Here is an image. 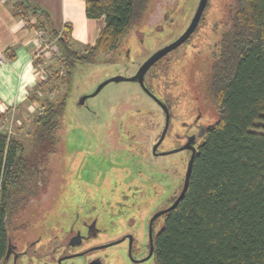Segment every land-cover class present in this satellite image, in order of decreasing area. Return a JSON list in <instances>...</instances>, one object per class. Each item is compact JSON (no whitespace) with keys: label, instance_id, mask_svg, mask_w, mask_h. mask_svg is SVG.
Returning a JSON list of instances; mask_svg holds the SVG:
<instances>
[{"label":"rangeland","instance_id":"374dc122","mask_svg":"<svg viewBox=\"0 0 264 264\" xmlns=\"http://www.w3.org/2000/svg\"><path fill=\"white\" fill-rule=\"evenodd\" d=\"M199 2L148 0L145 13L118 48L100 54L94 63H78L71 77L56 53L44 58L47 79L42 81H50L46 98L56 103L66 98L52 135H38L35 121L46 109L40 102L27 103L13 109L10 117H1L0 129L20 141L38 176L34 195L10 217L11 241L17 253L24 251L20 263L29 260L26 250L36 249L43 256H32L34 264H56L53 255L55 259L61 256L71 236L80 234L81 242L68 249L75 256L66 264H155L154 258L134 262L128 241H117L134 233L141 247L138 256L148 252L149 221L178 197L191 152L153 154L166 124L165 112L138 82L112 81L95 92L108 79L136 74L154 52L175 41L189 26ZM234 3L209 0L189 39L147 72L146 85L165 101L171 114L157 151L184 145L187 133L198 132L189 126L198 118L206 127L218 121L221 108L208 92V78ZM23 19L35 31L43 29L53 35L39 26L37 16ZM35 94L40 97L42 90L31 96ZM83 96L88 98L79 105ZM125 196L140 207L129 202L120 212ZM51 248L57 251L50 254Z\"/></svg>","mask_w":264,"mask_h":264},{"label":"trees","instance_id":"16d2710c","mask_svg":"<svg viewBox=\"0 0 264 264\" xmlns=\"http://www.w3.org/2000/svg\"><path fill=\"white\" fill-rule=\"evenodd\" d=\"M84 1L87 17H104L105 25L82 53L71 47L72 28L66 26L58 45L70 77L78 63H94L100 53L115 51L148 6V0ZM13 9L21 18L37 16L39 26L59 35L44 9L28 0H16ZM230 16L208 78L221 115L197 147L184 197L153 224L155 264H264V0H235ZM49 84L41 81L35 92L42 95L28 99L46 107L35 121L43 138L55 132L66 106V98L60 103L46 98ZM23 148L0 129V264L11 241L10 217L38 186L37 169ZM128 198L120 212L129 202L137 206Z\"/></svg>","mask_w":264,"mask_h":264},{"label":"crops","instance_id":"0c3cea01","mask_svg":"<svg viewBox=\"0 0 264 264\" xmlns=\"http://www.w3.org/2000/svg\"><path fill=\"white\" fill-rule=\"evenodd\" d=\"M13 1L0 0V120L5 114L10 117L13 109L29 104L31 93L42 81V72L34 61L39 47L35 30L14 13ZM28 2L47 11L59 33L71 27L70 45L78 52L94 45L105 25L104 17H87L84 0Z\"/></svg>","mask_w":264,"mask_h":264},{"label":"water","instance_id":"95a60500","mask_svg":"<svg viewBox=\"0 0 264 264\" xmlns=\"http://www.w3.org/2000/svg\"><path fill=\"white\" fill-rule=\"evenodd\" d=\"M209 0H200L198 7L196 9V12L192 18V21L190 22L189 26L187 27V29L173 42H171L170 44L164 46L163 48L159 49L158 51L154 52L138 69L137 73L132 75L129 78L123 77V76H116L113 77L111 79H108L107 81H105L104 83H102L97 91L95 92V94H97L98 92L101 91V89L107 85L108 83L112 82V81H124V80H128V81H135L138 82L141 87L143 88V90L150 95L164 110L165 112V116H166V124L164 127V130L159 138V140L154 144L153 146V154H160V155H168V154H172V153H176V152H180L183 150H190L191 151V155L188 161V165H187V169H186V173H185V179H184V184L183 187L181 189L180 194L178 195V197L173 201V203H171L168 207L162 208L158 211H156L153 216L151 217L150 221H149V243H150V250H149V254L142 259V261H146L150 258L153 257L154 254V242H153V224L155 222V220L157 218H159L160 216H162L163 214L173 210L174 208H176V206L179 204V202L181 201V199L184 197L188 186H189V182H190V176H191V172H192V167H193V162H194V158H195V154L197 152V148L195 146V136H190L188 141L184 144L181 145L178 148H175L173 150L170 151H163V152H159L158 153V148L159 146L162 144V142L164 141L166 134L168 132L169 129V124H170V119H171V114L169 111V107L168 105L165 103V101L161 100L160 98H158L150 89L149 87L146 85V74L147 72L151 69V67L157 63L160 59H162L163 57H165L168 53H170L171 51L175 50L176 48H178L179 46H181L183 43H185L189 37L192 35V33L196 30L197 26L200 23V20L202 18V15L207 7ZM88 98V96H83L81 97V99L79 100V105H84L86 99ZM203 134V133H202ZM76 237L78 238L76 243L81 242V237L80 234L76 235ZM130 238V242L133 239V235H129ZM121 240H118L117 243L121 242ZM74 243V244H76ZM113 244V243H111ZM109 244V245H111ZM109 245H104V246H109ZM14 255V260H16L21 254L20 253H16L15 252V247L12 243V241H10L9 243V248L7 251V254L5 256V259L3 260L2 264H8L11 256ZM92 263V262H91Z\"/></svg>","mask_w":264,"mask_h":264},{"label":"flooded vegetation","instance_id":"af4514ba","mask_svg":"<svg viewBox=\"0 0 264 264\" xmlns=\"http://www.w3.org/2000/svg\"><path fill=\"white\" fill-rule=\"evenodd\" d=\"M199 120H200V118L196 119L195 122H194V124L189 125L190 127H193V126L194 127H197L198 128V132L197 133H192V134H188L187 133L185 135L186 141H188V139H189L190 136H195V141H196L195 145L197 144L198 140L205 135L206 130H207V127L206 126L201 125L200 123H198ZM196 148H197V146H196ZM159 152H163V151H158V153ZM156 155L159 156L160 154H156ZM160 156H164V155H160ZM95 228L96 227H92L91 230L92 229L95 230ZM129 235H133V239H132L131 242H130ZM153 235H154V228H153ZM121 239H122L121 242L128 241V243H129V254H130L131 259L134 262H143L142 259L145 258L149 254V250H150V243H149V224H148V241H147V249H148L147 251L148 252L144 256H138L139 253L141 252V247L139 246L138 241H137L134 233H131V232L130 233H127ZM77 240H78V238L76 237V235L75 234L72 235L71 238H70L69 243H67L66 245H64V251L62 252L63 254L61 256H59L58 258H56V259H55V256L53 255L52 258H54V260L56 261V264H66V261L69 258H72L73 256H75V255H70L69 252H68V249L71 247V245H73L74 243H76ZM56 249L51 248L48 252L50 254H52L53 252H56L57 251ZM15 252H16V250H15ZM23 252L24 251H22V254L16 260H14V255H12L11 256L12 261L10 259L11 264H34L32 262V256H35L37 258H42V256H43V253L38 252L36 249L26 250L25 253H26V255H29V257H28L29 260L26 261V262H24V263H20L19 261H20L22 255H23Z\"/></svg>","mask_w":264,"mask_h":264},{"label":"built area","instance_id":"2783aa9c","mask_svg":"<svg viewBox=\"0 0 264 264\" xmlns=\"http://www.w3.org/2000/svg\"><path fill=\"white\" fill-rule=\"evenodd\" d=\"M36 38L37 42L39 44L38 50L35 55V64L37 68L42 72V80L47 79V71L45 68L46 61L44 58H48L47 56L51 53H56L58 57V60H61L62 58V50L60 49L59 45H57V39L60 37L62 32L59 33V35H49L47 31L45 30H36ZM59 48V50H58ZM55 51V52H54ZM39 57V62H37V59Z\"/></svg>","mask_w":264,"mask_h":264}]
</instances>
